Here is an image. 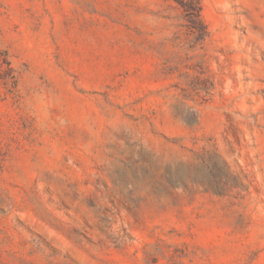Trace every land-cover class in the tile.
Listing matches in <instances>:
<instances>
[{
  "label": "rangeland",
  "instance_id": "1",
  "mask_svg": "<svg viewBox=\"0 0 264 264\" xmlns=\"http://www.w3.org/2000/svg\"><path fill=\"white\" fill-rule=\"evenodd\" d=\"M183 14L0 0V264H264V0Z\"/></svg>",
  "mask_w": 264,
  "mask_h": 264
},
{
  "label": "trees",
  "instance_id": "2",
  "mask_svg": "<svg viewBox=\"0 0 264 264\" xmlns=\"http://www.w3.org/2000/svg\"><path fill=\"white\" fill-rule=\"evenodd\" d=\"M183 10L187 27L198 38L203 39L207 34L206 25L201 18V0H174ZM9 69V68H8Z\"/></svg>",
  "mask_w": 264,
  "mask_h": 264
}]
</instances>
